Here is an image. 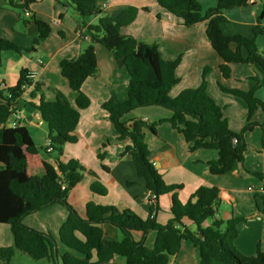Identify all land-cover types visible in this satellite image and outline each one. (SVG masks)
<instances>
[{
	"label": "trees",
	"instance_id": "1",
	"mask_svg": "<svg viewBox=\"0 0 264 264\" xmlns=\"http://www.w3.org/2000/svg\"><path fill=\"white\" fill-rule=\"evenodd\" d=\"M5 1L6 5L23 13L36 3V0ZM98 1L66 2L83 18L100 16L98 25L90 27V43L83 53L75 60L65 59L60 64L62 76L67 79L70 88L78 93L75 105L69 102L64 93L54 90L55 100L47 101L41 96L37 109L48 128L52 153H61L66 144H75L78 141L75 131L81 120V111L91 104L82 87L98 73L96 46L101 45L110 51L116 60L124 64L130 80L126 101L118 102L110 98L103 103V109L109 115L118 141H130L124 154L131 157L137 176L146 189L154 194L156 203L152 204L150 214L142 218L128 208L89 202L85 217H82L70 205L68 195L83 180L86 169L76 159L66 163L60 159L50 162L40 154L25 126H9L12 102L22 95L23 84H31L27 73H22L17 86L8 89L12 99L0 92L5 101L0 106V224L9 225L13 236V246L0 249V264H10L17 252L33 260H47L53 264H58L60 259L63 264H113L116 257L125 258L126 264H171L184 241L191 242L198 250L202 264H264V250L260 245L252 255L243 254L235 245L239 235L238 224L245 219H216L222 197L220 189L201 186L185 203L181 202L178 196L183 185L166 184L150 160V148L145 140L147 130L156 134L155 126L166 122L183 135L190 152L200 149L218 151V160L209 163L212 175H226L234 170L236 164L244 162L247 151L245 134L256 126L264 128V120L262 123L251 122L259 109L264 112V100L257 96L258 90H264V56L258 52L255 39L240 35L227 36L222 24L227 22L224 11L246 6L248 0H217L216 6L207 11L203 10L200 0H156L161 8L181 19L185 27L208 22L207 36L211 47L222 59L220 71L224 79L230 77L232 64H251L259 71L260 75L249 78L248 91L220 85L223 92L245 102L248 124L240 133L230 130L224 109L208 94V69L200 87L186 89L172 98L170 92L179 82L176 70L180 58L166 60L156 45H149L122 32L136 19L137 8L127 9L124 12L127 15L125 19H119L100 11ZM29 22L38 27L39 38L34 43V46H38L41 39L51 34L52 28L48 23L34 18ZM6 51L23 54L34 52L35 48L19 46L0 36V68L2 54ZM35 86L40 91L39 85ZM152 106L165 108L172 112V116L153 124L141 119L122 120L136 109ZM43 150L45 154L51 155L46 148ZM98 157L100 160L104 158L101 154ZM103 168L107 170V167ZM62 183L66 185L65 189H62ZM91 191L100 196L107 195V189L99 182L91 185ZM161 196H168L172 214L171 220L165 225L160 224L155 215ZM57 203L69 211L60 230V240L70 250L64 255L58 251L55 255L57 243L52 235L23 223L26 216ZM213 218L210 227L202 226L206 220ZM185 219L191 221L196 229L188 228L183 223ZM104 224H111L121 230L124 238L121 241L104 242ZM151 231L157 234L153 248L145 245L146 236ZM136 233L142 234L141 240H135Z\"/></svg>",
	"mask_w": 264,
	"mask_h": 264
},
{
	"label": "crops",
	"instance_id": "2",
	"mask_svg": "<svg viewBox=\"0 0 264 264\" xmlns=\"http://www.w3.org/2000/svg\"><path fill=\"white\" fill-rule=\"evenodd\" d=\"M66 2L67 0H36V3L28 9L31 17H26L21 10L6 5L5 0H0V36L19 46L35 48L31 53L3 52L0 81L8 88H13L17 86L22 73H27L31 79L32 86L16 101L21 112L18 125L25 126L29 130L39 152L40 149L46 148V140L49 136L48 128L37 109L39 100L43 96L47 101H54L56 97L54 90H59L66 95L73 106L75 105L78 93L70 88L67 79L62 76L60 64L65 59L75 60L83 53L90 43L85 36L90 33V27L98 25L100 18L99 15L83 18L67 6ZM200 3L203 10L207 11L216 6L217 0H200ZM131 7L138 9L136 19L122 32L149 45H156L166 60L180 58L176 70L179 82L170 92L172 98L186 89L200 87L206 69H208L206 90L218 105H222L224 111L227 103L232 99L228 97V93L221 90L220 85L228 89L249 90L250 85L245 79L253 73L258 75L257 68L251 64H232L230 77L224 79L220 71L222 59L211 47L207 36V21L185 27L181 19L161 8L156 0L98 1L100 11L119 19H125L127 15L124 12ZM224 16L227 18V22L222 24L224 34L255 39L258 52H262L264 56V0L226 10ZM32 18L44 21L52 28L51 34L41 39L38 46H34V43L39 38V30L35 23L29 22ZM232 48L235 49V45ZM96 56L98 73L95 78L88 79L82 87L91 104L81 111V120L75 131L78 141L75 144H66L63 152L55 157L53 153L49 161L53 163L60 159L66 163L76 159L86 169L84 175L88 174L90 179L84 176L68 195L70 205L82 217H85L86 205L95 202L118 206L120 209L128 208L140 217L146 218L150 214L152 204L156 203L154 194L145 186H138V192L131 190L132 185L129 183L137 181L134 179L138 176L132 159L124 156L125 147L130 141H118V135L109 115L103 109V103L110 98L118 102L126 101L130 76L124 64L116 60L103 46H96ZM36 84L39 85L40 91L36 89ZM0 92L6 94L4 91L0 90ZM233 102L244 104L242 118L239 117L237 123L242 130L248 124L247 108L243 100L242 103ZM4 103V99L0 96V106ZM171 116V111L152 106L136 109L125 115L122 120L141 119L153 124ZM225 117L230 126L231 117L228 115ZM263 120L264 112L259 109L251 122L262 123ZM155 128L156 134L147 130L145 135L150 148V160L166 184L183 185V190L178 196L180 201L185 203L201 186L219 188L222 197L216 219L246 220L238 224L239 235L235 242L238 250L247 255L254 254L258 245L264 250V128L256 126L245 134L247 144L245 160L236 164L234 170L226 175L210 173L209 163L218 160V151L200 149L190 152L183 135L172 129L170 124L165 122ZM232 131L238 133V130ZM99 154L103 155V160L99 159ZM90 157L101 161L99 165L101 170H98V166L88 164ZM107 159H110L109 163L114 168L107 163ZM103 166L107 167V170ZM104 177L107 179L105 180ZM94 182H99L107 189L106 196L91 191ZM83 183L88 184L81 187ZM115 190L119 192L115 193ZM112 194L114 197H111ZM157 204L159 206L155 214L157 221L165 225L172 218L168 196H161ZM68 215V209L57 203L26 216L23 223L39 232L52 235L57 243L56 250L60 252L62 246H65L60 240V230ZM213 221L214 218L208 219L202 226L210 227ZM183 223L191 230L196 229L187 219L183 220ZM102 230L104 242L121 241L124 238L122 231L111 224L102 225ZM134 237L139 241L142 239V234L136 233ZM156 237V232H149L145 245L153 248ZM12 246L11 227L0 224V249ZM65 248L66 250L60 253L70 252L66 246ZM113 264H126V260L123 257H116ZM171 264L202 263L198 250L191 242L184 241Z\"/></svg>",
	"mask_w": 264,
	"mask_h": 264
},
{
	"label": "rangeland",
	"instance_id": "3",
	"mask_svg": "<svg viewBox=\"0 0 264 264\" xmlns=\"http://www.w3.org/2000/svg\"><path fill=\"white\" fill-rule=\"evenodd\" d=\"M260 54H262V52H260ZM256 71H257V74L260 75V73L258 72L257 69H256ZM255 76H257V75L255 73H253V74H251L250 77H255ZM250 77H247V79H245V81L248 85H250V80H249ZM172 95H174V94H172ZM227 95H228V97H230L232 99V101L227 103V107H226V111H224V115H228L231 117V125L229 126L230 130L231 131L232 130H238L237 132L240 133L242 130L239 129L240 125L237 123H238V118L239 117L242 118V113L244 112V106H243L244 104L242 105L238 102H233V101H241V103H242V99L238 98L237 96H234L232 94H227ZM257 96L260 99L264 100V90L263 89L258 90ZM220 107L223 108L222 105ZM40 152L45 158H47V159L52 158L53 153H51V155H47V154H45V151L43 149H40ZM54 153H55L53 155L54 157L60 155L59 152H54ZM124 156H126L127 159H131L128 155H124ZM97 160H98V158L90 157V159L88 160V164L93 165V166H98V170H101V168L99 166L101 164V161L99 162ZM129 161H131V160H129ZM109 162H110V159H107L108 164H110ZM110 166H112V168H114L113 165L110 164ZM84 176L86 179H90V176L88 174H86ZM104 179L106 180L107 178L104 177ZM134 180H137V181H133L134 185H132L131 190L133 192H138V186H144L143 181L138 177H136ZM86 184H88V183L81 184V187H84L83 185H86ZM116 192L118 193L119 190H115V193ZM111 197H114L113 194L111 195ZM64 249L66 250L65 246H62L60 252H62V250H64ZM60 252H59L60 255H64L63 253H60ZM10 264H53V263H51L47 260H38V261L33 260L32 258H29L28 256L22 255L19 252H17L15 254V256L12 258ZM58 264H63L61 259L59 260Z\"/></svg>",
	"mask_w": 264,
	"mask_h": 264
},
{
	"label": "built area",
	"instance_id": "4",
	"mask_svg": "<svg viewBox=\"0 0 264 264\" xmlns=\"http://www.w3.org/2000/svg\"><path fill=\"white\" fill-rule=\"evenodd\" d=\"M258 1H260V0H248V3H256ZM103 6H104V8L106 7L105 4ZM25 16L26 17H31L30 10L27 9L25 11ZM85 38L89 39V35H86ZM28 79H29V81L31 80L29 78V76H28ZM30 82H31V84H23L21 86L22 93L32 86V81H30ZM8 89L9 88L6 86V84L4 82L0 81V90L4 91L6 93L5 96H7L9 99H12V94L8 91ZM16 101L17 100H14L12 102V104H11V107H10L11 115H10V118H9V124L12 127L17 126L18 125V121L21 119V112H20V110L18 109V107L16 105ZM46 149H47L48 153H52L53 152L52 141H51L50 138H48L46 140ZM65 188H66V185L64 183H62V189H65Z\"/></svg>",
	"mask_w": 264,
	"mask_h": 264
},
{
	"label": "water",
	"instance_id": "5",
	"mask_svg": "<svg viewBox=\"0 0 264 264\" xmlns=\"http://www.w3.org/2000/svg\"><path fill=\"white\" fill-rule=\"evenodd\" d=\"M17 126H18V125H17ZM10 127H12V126L10 125ZM54 252H55V255H56V253H57V250H56V248H55Z\"/></svg>",
	"mask_w": 264,
	"mask_h": 264
}]
</instances>
